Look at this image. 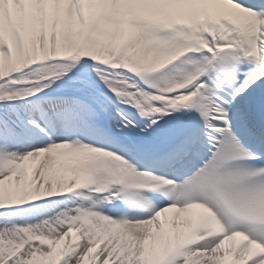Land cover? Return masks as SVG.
Segmentation results:
<instances>
[{"label":"snow or ice","instance_id":"snow-or-ice-1","mask_svg":"<svg viewBox=\"0 0 264 264\" xmlns=\"http://www.w3.org/2000/svg\"><path fill=\"white\" fill-rule=\"evenodd\" d=\"M0 264H264V0H0Z\"/></svg>","mask_w":264,"mask_h":264}]
</instances>
